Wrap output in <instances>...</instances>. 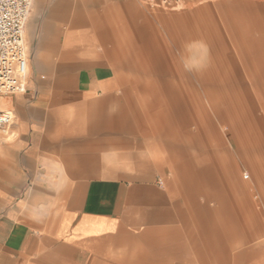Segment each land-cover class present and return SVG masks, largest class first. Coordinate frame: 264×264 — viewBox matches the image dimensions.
<instances>
[{
	"label": "crops",
	"instance_id": "crops-1",
	"mask_svg": "<svg viewBox=\"0 0 264 264\" xmlns=\"http://www.w3.org/2000/svg\"><path fill=\"white\" fill-rule=\"evenodd\" d=\"M97 1L98 10L89 11L86 0L49 7L38 0L26 25L28 90L0 102L15 116L0 137V264H264L252 234L259 230L246 229L252 195L238 171L246 153L253 154L252 172L262 171L261 143L234 144L230 154L219 136L222 158L211 152L193 160L189 149L166 139L176 122L181 133L188 123L180 91L162 86L173 108L148 109L152 129L134 120L122 92L133 75L131 51L117 47L125 18L137 48L166 62L159 37L175 31L208 40L216 23L211 8L146 15L133 2ZM207 1L218 12L230 10L228 19L239 5ZM64 22L71 26L62 28ZM260 22L233 39L256 50L249 61L264 86ZM250 28L262 34L248 35ZM184 76L199 80L212 103L229 102L237 87L213 67ZM212 131L211 121L210 139Z\"/></svg>",
	"mask_w": 264,
	"mask_h": 264
},
{
	"label": "rangeland",
	"instance_id": "rangeland-1",
	"mask_svg": "<svg viewBox=\"0 0 264 264\" xmlns=\"http://www.w3.org/2000/svg\"><path fill=\"white\" fill-rule=\"evenodd\" d=\"M37 1L34 0L28 21L31 19ZM59 1L45 0V3L47 7L58 6ZM121 1L135 3L136 7L146 15H184L205 7L211 8V14L216 23L208 29V40L201 36L188 39L175 31L159 37L160 43L166 50L164 56L166 62L160 57L154 62L155 58L151 54H147L142 48H137L140 46L139 39L134 32L130 18H125L122 28L125 34L122 39L117 40V47L126 49V53H130L127 50L131 51V56L128 58L132 60L133 75L131 83L122 89V92L124 97L128 96L131 101V104L126 105L128 108L132 107L134 120L141 118L147 120L149 128L152 129L156 124L147 116V110L155 108L156 111L162 113L163 110L168 111L173 108L162 86L170 84L174 90L180 91L182 99L189 107H187L190 111L188 123L186 127H182L181 133L179 124L174 122L172 134L171 136L166 135V139L174 138L176 143L178 142L179 145L181 143L183 148L189 149L185 154L193 160H201L211 152L217 153L216 155L222 158L226 154L223 142L226 143L230 154H234L232 146L234 144L254 143L259 146V142L261 143V153L254 154H258L257 157L260 158L262 171L254 173L250 169L249 161L253 159L251 153H246L245 163L238 161V171L241 181L247 183V189L252 195V206L248 209L247 215L251 226L246 229L259 230L258 237L256 231L251 233L264 250V177L262 176L264 174V86H260L262 82L255 79L256 67L249 61L256 50L241 46L233 39V37L246 34L244 28L253 27L254 22H264V0H221L228 3L238 2L239 5L235 9L236 15L234 14L232 19L227 18L230 16V10L223 9L224 11L218 12L216 4L207 0H184L176 10L151 7L140 0ZM72 2L75 6L76 0ZM99 6L97 0H86L85 8L89 11L98 10ZM233 22L236 23L238 29L236 32L234 26H231ZM70 26V23H62L64 29ZM89 27L93 33L102 31L91 25ZM246 31L248 35L260 36L262 34L253 28ZM207 67L222 69L229 82L237 85L236 88L229 89V102L212 103V97L202 87L199 80L193 76L188 81L184 76L185 73L192 76L193 73H198ZM213 99L219 102L222 98L219 93H216ZM6 101L5 97L0 98L1 103ZM1 107L0 110L3 111L10 109L3 105ZM173 113L177 118L176 113ZM211 121L216 126V131L210 133V139L208 126ZM5 135L7 134L0 132V137ZM219 136L222 137L223 142ZM248 175L252 181L246 179Z\"/></svg>",
	"mask_w": 264,
	"mask_h": 264
},
{
	"label": "built area",
	"instance_id": "built-area-1",
	"mask_svg": "<svg viewBox=\"0 0 264 264\" xmlns=\"http://www.w3.org/2000/svg\"><path fill=\"white\" fill-rule=\"evenodd\" d=\"M155 8L175 9L183 0H140ZM34 0H0V98L28 90L30 55L25 29ZM11 110H0V132L14 124Z\"/></svg>",
	"mask_w": 264,
	"mask_h": 264
},
{
	"label": "bare ground",
	"instance_id": "bare-ground-1",
	"mask_svg": "<svg viewBox=\"0 0 264 264\" xmlns=\"http://www.w3.org/2000/svg\"><path fill=\"white\" fill-rule=\"evenodd\" d=\"M1 108H2V107H1V105H0V109H1ZM244 178H245V177H244ZM246 179L249 180V179H250V176L248 175V176L246 177Z\"/></svg>",
	"mask_w": 264,
	"mask_h": 264
}]
</instances>
